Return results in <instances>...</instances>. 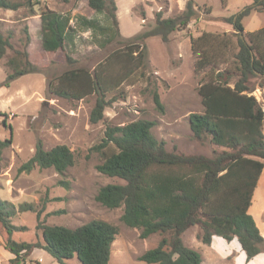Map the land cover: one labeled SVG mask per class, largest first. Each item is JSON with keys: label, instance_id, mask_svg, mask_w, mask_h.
Segmentation results:
<instances>
[{"label": "trees", "instance_id": "obj_1", "mask_svg": "<svg viewBox=\"0 0 264 264\" xmlns=\"http://www.w3.org/2000/svg\"><path fill=\"white\" fill-rule=\"evenodd\" d=\"M35 1L37 4L38 0H26V4L31 7ZM87 4L95 13L104 15L110 24L104 26L96 19L75 16V26L100 34L104 46L110 44L119 33L115 2L87 0ZM21 6L0 0L2 10L16 11ZM252 12L264 15V0H253L236 15L220 18L231 26L230 37L225 33H202L191 39V50L196 55L195 70L205 72L209 80L198 88L203 112L188 116L189 128L193 139L208 138L223 151L213 157L169 152L165 142L152 134L155 122L147 120L107 127L101 142L94 146L95 150L103 152L97 171L123 182L99 188L96 202L108 209L121 208L120 221L128 228L138 229L141 239L154 234L162 236L155 247L139 257L141 262L202 264L201 255L185 246L182 240V234L192 226L200 227L199 238L203 244L210 245L213 238L235 241L246 261L256 258L262 251L264 239L250 208L259 178L264 173V112L251 94L248 82L251 77L264 78V27L244 33L242 20ZM210 13L208 8L207 14ZM196 15L193 0H187L184 11L175 17L162 18L158 13L154 27L135 35L123 49L108 55L93 73L82 68L65 71L48 83V93L69 101L95 95L89 121L98 123L104 117L105 108L117 99L115 96L106 98L115 90L113 88L138 73L145 76V40L159 36L167 42L172 32L185 29ZM39 19L42 49L49 53L64 49L72 19L70 14L45 8ZM12 37L11 32L4 36L0 22V61L7 51H12L5 62L8 72L0 84L5 88L15 79L40 70L29 59V35L25 36L20 50L12 48ZM118 59L131 61L130 66L123 71L120 80L109 85L112 81L108 83L105 78L106 68ZM66 61L71 64V57L67 55ZM220 64H230L231 67H219ZM236 74L237 79L231 85L230 79ZM153 101L156 109L162 112L163 105L156 91L153 92ZM2 123L11 129L6 120ZM11 143V137L0 140V161L3 150ZM73 164V153L67 146L57 145L44 150L38 140L32 157L17 172H29L38 167L52 168L62 175ZM34 209L28 203L16 208L10 202L0 200L2 247L12 255L8 264H26L25 258L35 249L44 250L59 264H66L65 261L74 257L81 264L109 263L111 246L118 235L115 225L99 220L73 229L45 225L39 220L44 205L36 211V229L41 231L42 243L13 240L14 232L27 228L12 225L11 218L18 212H34Z\"/></svg>", "mask_w": 264, "mask_h": 264}, {"label": "rangeland", "instance_id": "obj_2", "mask_svg": "<svg viewBox=\"0 0 264 264\" xmlns=\"http://www.w3.org/2000/svg\"><path fill=\"white\" fill-rule=\"evenodd\" d=\"M8 1L22 6L16 11L0 9L2 32L4 36L8 32L13 34L10 43L14 50H20L25 36L29 35V59L40 69L38 73L15 79L8 88L0 87V140L9 137L12 140L1 156L0 200L8 201L16 208L23 203L35 208L34 212H18L11 218L12 225L27 228L14 232L12 239L16 242L42 243L41 231L36 229V211L44 205L39 220L45 225L73 229L93 220L115 225L118 235L111 246L108 264H146L139 261V257L155 247L162 236L154 234L141 239L138 229L128 228L120 221L121 208L108 209L96 202L99 188L123 182L97 171L103 152L95 150L94 146L101 142L107 127L147 120L155 122L152 134L157 140L165 142L169 152L213 157L223 151V148L211 144L208 138L201 141L193 139L189 128L188 116L203 112L198 88L209 80L205 72L195 70L196 55L191 50V39L202 33H225L230 37L233 32L231 26L220 18L236 15L253 0H193L197 15L185 29L172 32L167 42H163L159 36L145 40V76L141 77L137 72L113 88L115 90L106 98L115 96L117 99L105 108L103 119L96 124L89 121L95 95L80 101L57 98L48 93V83L70 69L82 68L93 73L108 55L123 49L135 35L154 27L158 13L162 18L175 17L184 11L187 0H113L117 7L115 14L119 33L105 46L100 34L75 26V16L96 19L104 26L110 24L104 15L89 8L87 0H68L66 3L63 0H38L31 7L26 0ZM45 8L70 14L72 18L65 48L55 53L45 52L41 47L39 14ZM208 8L211 9L210 14H207ZM242 24L244 33L255 32L264 27V15L252 12L242 20ZM11 53L7 51L0 61V84L8 72L5 62ZM67 55L72 59L71 64L66 61ZM130 63L123 59L109 63L105 71L108 83L112 81L109 85L121 79ZM222 66L226 67L227 64L219 65ZM227 67L230 68V64ZM236 79L237 74L230 79V84ZM248 85L264 112V78L251 77ZM154 91L163 105L162 112L155 107ZM3 120L11 126V131L3 125ZM38 140L42 142L44 150L57 145L67 146L73 153L74 164L62 175L52 168L38 167L18 173V168L32 157ZM104 151L106 153L108 149ZM250 213L264 239V173L254 192ZM200 235V227L192 226L182 234V240L185 246L201 255L202 264H264V243L261 253L246 261L245 254L235 241L213 238L211 244L206 245L200 240ZM3 241L0 231V264H8L11 254L1 246ZM25 262L59 264L42 249L33 250ZM65 263L81 264L76 257Z\"/></svg>", "mask_w": 264, "mask_h": 264}, {"label": "crops", "instance_id": "obj_3", "mask_svg": "<svg viewBox=\"0 0 264 264\" xmlns=\"http://www.w3.org/2000/svg\"><path fill=\"white\" fill-rule=\"evenodd\" d=\"M91 15H92V14H91ZM87 18H90V17H87ZM1 246H2V245H1ZM10 256H11V258H12V255H9V257H10ZM11 258H10V259H11Z\"/></svg>", "mask_w": 264, "mask_h": 264}, {"label": "water", "instance_id": "obj_4", "mask_svg": "<svg viewBox=\"0 0 264 264\" xmlns=\"http://www.w3.org/2000/svg\"><path fill=\"white\" fill-rule=\"evenodd\" d=\"M9 130L11 131V129L9 128Z\"/></svg>", "mask_w": 264, "mask_h": 264}]
</instances>
